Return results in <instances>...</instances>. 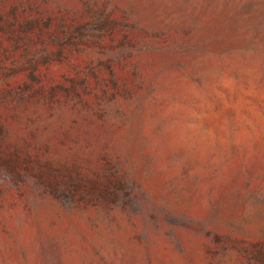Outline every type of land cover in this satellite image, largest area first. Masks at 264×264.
Masks as SVG:
<instances>
[{
	"label": "rangeland",
	"instance_id": "1",
	"mask_svg": "<svg viewBox=\"0 0 264 264\" xmlns=\"http://www.w3.org/2000/svg\"><path fill=\"white\" fill-rule=\"evenodd\" d=\"M0 264H264V0H0Z\"/></svg>",
	"mask_w": 264,
	"mask_h": 264
}]
</instances>
